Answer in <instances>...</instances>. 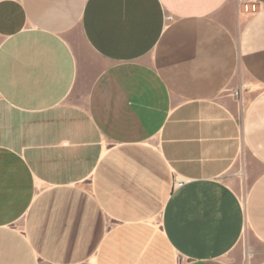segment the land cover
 <instances>
[{
  "label": "crops",
  "instance_id": "obj_1",
  "mask_svg": "<svg viewBox=\"0 0 264 264\" xmlns=\"http://www.w3.org/2000/svg\"><path fill=\"white\" fill-rule=\"evenodd\" d=\"M251 1L0 0V264H264Z\"/></svg>",
  "mask_w": 264,
  "mask_h": 264
},
{
  "label": "rangeland",
  "instance_id": "obj_2",
  "mask_svg": "<svg viewBox=\"0 0 264 264\" xmlns=\"http://www.w3.org/2000/svg\"><path fill=\"white\" fill-rule=\"evenodd\" d=\"M237 2L241 6L242 13H243V14H241V17H243V18L252 14L250 12V9L253 5H254L255 9L257 8V5H255V2H253L251 0H237ZM245 9H247V12L245 11ZM244 194H245V191L243 188H241V191H240L241 198H243ZM244 264H255V262H250V261L244 260Z\"/></svg>",
  "mask_w": 264,
  "mask_h": 264
},
{
  "label": "built area",
  "instance_id": "obj_3",
  "mask_svg": "<svg viewBox=\"0 0 264 264\" xmlns=\"http://www.w3.org/2000/svg\"><path fill=\"white\" fill-rule=\"evenodd\" d=\"M245 11L247 12V9H245ZM256 11V9L254 8V5L251 7V9H250V12L251 13H254ZM234 95H236L237 94V91H234V93H233ZM182 181H176L175 182V187H179V186H181L182 185Z\"/></svg>",
  "mask_w": 264,
  "mask_h": 264
}]
</instances>
